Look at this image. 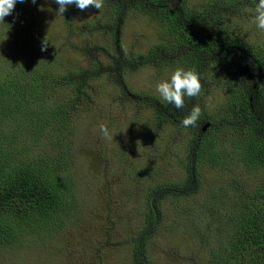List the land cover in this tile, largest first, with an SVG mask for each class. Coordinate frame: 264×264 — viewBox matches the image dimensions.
I'll return each mask as SVG.
<instances>
[{
	"label": "rangeland",
	"instance_id": "rangeland-1",
	"mask_svg": "<svg viewBox=\"0 0 264 264\" xmlns=\"http://www.w3.org/2000/svg\"><path fill=\"white\" fill-rule=\"evenodd\" d=\"M209 2L186 0L187 7L199 15L206 11ZM54 3L55 0H36L35 4L32 0H25L24 3L18 0L14 11L4 21H0V69L5 66L11 68V64L15 66L21 59L39 66L44 64L40 55L45 52V64L53 65L52 61L56 57L58 62L53 66L59 71L63 69V64L75 70L86 69L96 62L106 66V57L114 48V33L119 35V44L124 53L133 52V56L147 53L156 45L166 42L158 34V23L149 15L128 9L125 16L118 18L119 23L115 24L112 15L103 13L104 7L108 5L105 0L100 10L90 8L81 11L71 5L63 16L56 14ZM257 3L258 0H248L244 7L238 9L242 12H235L231 19L225 17V26L238 42L262 47L264 30L258 29L254 22ZM217 22L211 21V24L214 26ZM197 27L199 31L202 30L200 24ZM21 28L24 30L20 34H13ZM199 39L202 37L199 36ZM45 41L48 46L42 50ZM201 44L197 45V50L202 53ZM95 47L103 49V53L87 54L82 51ZM53 55L51 61L50 56ZM239 57L237 54L236 58ZM210 59L213 61L214 57L208 58L209 65ZM165 67L141 64L127 71L125 83L132 93L152 95L163 101L156 91V84L169 79L176 70ZM207 74L200 76L202 91L189 104L191 108L198 104L202 111H206L203 113L204 118L202 116L204 120L217 113L216 106L222 105L227 93L225 88L218 89L214 83L219 81L221 84L224 73L213 78H206ZM116 79L115 75L105 72L90 81L87 84L90 94L88 103L85 104L83 100L82 104L85 105L74 109L72 113L70 140L77 144H74L69 155L73 161L69 175L75 183L78 196L77 213L73 211L57 218L56 226L49 234L47 230L30 232L22 243L0 248V264H134L131 247L135 241L142 239L144 226L139 215L127 211V199L132 189L129 186L135 183L137 189L142 191L146 188L148 177L136 175L143 164L130 167L128 161L125 162L127 156L124 152L128 149L130 154L138 156H133V159L142 157L140 161L144 163L154 164L166 158L171 166H161L157 171L161 178L172 177L175 180L182 172L183 146L191 137V129H178L181 123L162 122V131L156 133L157 137L153 139L155 144L151 145L148 136L156 130L157 120L155 125L147 120V108L136 104V110L140 113L131 121V116L136 114L134 106L127 105L128 101L119 96ZM69 96L70 91L58 88L54 101L66 100ZM100 123L107 124L111 140L102 137L98 130ZM25 125L26 121L15 118L8 121L5 127L3 125V130L6 135H12V132ZM146 126L153 129L150 131ZM21 140L27 142L26 134L21 135ZM46 145L42 144L38 148L35 144L29 148L23 146L25 150L33 152L26 154L21 150V154L27 158L35 157ZM151 147L155 148L153 153ZM50 149L51 146L47 153ZM170 151L175 156L166 157ZM161 153L163 157H160ZM232 167L242 170L238 162H233ZM204 172L203 188L196 194L189 198L169 196L165 201V212L148 242L150 259L147 260L150 264H227V261L228 264H237L234 244L243 238L240 213L232 209V202L228 200L226 203L220 202L217 209L210 210L208 204L216 200L214 193L208 192L211 186L208 183L210 172L206 169ZM213 172L216 175L217 170ZM257 175L262 176L263 172H257ZM222 181L226 184L223 178ZM254 250L245 249V258H241V261L258 264L259 261L251 256Z\"/></svg>",
	"mask_w": 264,
	"mask_h": 264
},
{
	"label": "trees",
	"instance_id": "trees-1",
	"mask_svg": "<svg viewBox=\"0 0 264 264\" xmlns=\"http://www.w3.org/2000/svg\"><path fill=\"white\" fill-rule=\"evenodd\" d=\"M105 1L108 5L104 7L103 13L112 15L116 20L115 24L119 23L117 20L123 15L125 8L116 0ZM145 1L152 6L146 8L144 4V8H141L138 3L135 10L150 15L158 23L168 21L173 25L169 18L157 10L158 0ZM247 1L210 0L202 17L205 18L207 11H211L213 21L218 20L213 27L211 51L206 50V39L195 28L191 32L185 26L180 29L182 33L174 47L175 50L181 47L182 52L187 54L180 56V66L195 69L200 76L208 73L206 78L219 77L220 74L223 76L224 73L221 84L219 81L214 83L218 89L227 90L222 105L216 106L217 113L207 118L212 123L211 127L205 133L201 132L200 127H190L191 137L183 146L182 172L175 180L172 177L161 178L157 170L161 166H171L166 158L151 164L140 161L142 157L136 160V156L133 159L134 154H130L128 149L124 152L127 156L125 162L128 161L127 165L130 167L143 164L136 175L148 177L146 188L142 191L137 189L135 183L129 186L132 189L127 199V211L129 214L139 215L144 226L142 239L132 242L131 257L134 264H150L147 260L150 259L148 242L165 212V201L169 196L189 198L200 191L203 188L205 169L211 176L208 192L214 193L216 200L208 204L210 210L217 209L220 202L226 203L228 200L232 202V209L240 213V218L238 215L236 219L239 218L241 222L243 238L234 244L237 264H245L246 260L241 261V258H245V249L252 248L255 250L251 256L259 261L258 264H264V46L238 42L224 25L225 17L231 19ZM231 2L237 5H232ZM53 6L56 9L59 7L56 3ZM189 15L192 13L188 12L185 19H189ZM23 30L18 29L13 34H20ZM159 36L163 38V35ZM199 36L202 37L201 40ZM118 41L119 36H115L113 51L106 57V66L96 62L86 69L75 70L72 66L63 64V69L59 71L53 66L58 62L54 55L50 56L51 61L54 59L53 65L45 64V52L40 55L44 64L39 66L21 59L15 66L14 63L11 64V68L5 66L0 69V248L22 243L28 237L25 235L30 232L47 230L49 234L55 228L57 218L73 211L77 213L78 196L75 183L69 175V167L73 162L69 155L74 144H77L70 140L72 113L74 109L82 108L88 103L90 94L87 84L101 74L106 72L115 75L119 81L121 78L125 80L124 73L130 70V65L126 63L128 55L123 52ZM201 42L202 53L197 50V45ZM169 47L171 45L158 44L147 55H138L137 62L157 68L173 65L160 60L163 48ZM82 51L96 54L103 53L104 50L95 47ZM237 54L240 55L239 58H236ZM211 56L214 60L210 59L209 65L207 60ZM209 74L212 76L209 77ZM116 87L119 96L128 101L127 105L134 106L136 114L131 116V121L140 113L136 110V104L147 108V120H151L154 125L157 120L155 131L146 126L151 131L148 142L155 144L152 138L156 139V133L162 131L164 112L173 113L177 108L153 97L143 101V104L135 102L124 96L121 84H116ZM58 88L67 89L71 96L66 100L54 101ZM193 98L185 97L182 111L191 108H187V105ZM205 112L202 111L198 122L204 120L202 116ZM15 118L26 121L27 125L12 132V135H6L3 125L5 127L8 121ZM22 134H26L27 142L21 140ZM45 143L47 147L35 157L27 158L23 157L25 154H21V150L26 154L33 152L25 150L23 146L29 148L35 144L38 148ZM49 146L51 149L47 153ZM154 149L151 147L152 153ZM171 156H175L171 151L166 154V157ZM160 157H163L162 153ZM233 162H238L242 170L233 168ZM213 170H217L218 174H213ZM260 171L263 172L262 176L257 175ZM222 178L226 184L222 183Z\"/></svg>",
	"mask_w": 264,
	"mask_h": 264
},
{
	"label": "flooded vegetation",
	"instance_id": "flooded-vegetation-1",
	"mask_svg": "<svg viewBox=\"0 0 264 264\" xmlns=\"http://www.w3.org/2000/svg\"><path fill=\"white\" fill-rule=\"evenodd\" d=\"M116 1L119 2L120 4H122L123 7L125 8V10L123 12V16H125V13L128 9L134 10V12H137V13H142V12H138L135 10L136 5L138 3L140 4V6H142L141 8H144V4H145L146 8L152 6V5H148L145 0H125V1L124 0H116ZM156 6H157V10L161 14H163L165 17L169 18L171 20V22L173 23V25L168 21L158 23L156 20L152 19V17L149 15L150 18L152 20L156 21L159 25L158 34L163 35L162 40L166 41L163 44L171 45V47H169V48H163V50L160 54L161 55L160 60H162L164 63L170 62L173 64V65H168L167 67L176 68V69L178 67H182V66H180V64L177 65V63L179 62L180 56L185 54V53L182 52L181 47L179 50H175L174 45H176V43L179 42V38H177V36L180 37V35L182 33L180 29H183V26H185V29L188 32H191L192 29L195 28L198 33L202 34L205 37V39H206V50H208V51L212 50V47H213L212 38L214 35L213 34V31H214L213 27L214 26L211 24V21H213L214 15L212 14L211 11H207L206 17L203 18L202 13L199 15L198 13H194L192 9H189L187 7L186 0H158ZM188 12H189V14L192 13V15H189V19L188 18L185 19V15ZM237 12H242V10L241 11L237 10ZM142 14H146V13H142ZM146 15H148V14H146ZM199 21H200V23H199ZM199 24L202 26L201 31H199L200 29H199V27H197V25H199ZM224 25H225V23H224ZM176 30H178V31H176ZM113 35H114V39H115V36H117V37L119 36L117 33L116 34L114 33ZM118 43H119V41H118ZM149 51L147 53H138L136 56H133L134 55L133 52L127 53L128 60H126L127 61L126 63L128 65H130V70H128V71H131L134 68H137L138 66L143 64V63H138L136 57L140 54L141 55H147L149 53ZM123 52H124V50H123ZM132 62H134V64H132ZM164 68H166V67H163V69ZM186 69H188V67ZM126 73H124V75ZM116 81L118 84H121L123 92H124V96L134 100L135 102H140L141 104H143V101H147L149 99V97L157 98V97H154V96L148 95V94L144 95V94L132 93L129 90L127 84L125 83V80H122V78L120 81L118 79H116ZM158 100H160V99H158ZM161 102L167 103L164 100ZM188 107H191V106L187 105V108ZM190 111H191V108H188L187 111H182L181 109H176L173 113H170V111H165L161 121L166 122V123L174 122V124H180L182 119L186 115L190 114ZM211 125H212V123L208 119L203 120L201 122H197V124H196L197 127H200L202 133H205L211 127ZM206 126H208V127L206 128V130H204V128ZM152 139H154V138H152ZM134 156H137V155L134 154Z\"/></svg>",
	"mask_w": 264,
	"mask_h": 264
},
{
	"label": "clouds",
	"instance_id": "clouds-1",
	"mask_svg": "<svg viewBox=\"0 0 264 264\" xmlns=\"http://www.w3.org/2000/svg\"><path fill=\"white\" fill-rule=\"evenodd\" d=\"M17 2L18 0H0V21H4L5 17L14 11ZM19 2L24 3L25 0H19ZM32 3L35 4L36 0H32ZM55 3L59 6L56 14L61 16L64 15L68 6L71 5H75L81 11H86L90 8L100 10L104 7V0H55ZM255 13L254 22L257 28L264 30V0H258L255 5ZM47 46L45 41L42 50H45ZM202 87L200 74L195 69L178 67L169 79L162 80L156 84V91L164 101L174 105L177 109H183L185 107V97H198ZM201 115V107L198 104L194 105L190 114L182 119V127L196 126ZM98 130L103 138L112 139L107 124L100 123Z\"/></svg>",
	"mask_w": 264,
	"mask_h": 264
},
{
	"label": "water",
	"instance_id": "water-1",
	"mask_svg": "<svg viewBox=\"0 0 264 264\" xmlns=\"http://www.w3.org/2000/svg\"><path fill=\"white\" fill-rule=\"evenodd\" d=\"M207 127H208V126H206V127L204 128V130H206Z\"/></svg>",
	"mask_w": 264,
	"mask_h": 264
}]
</instances>
